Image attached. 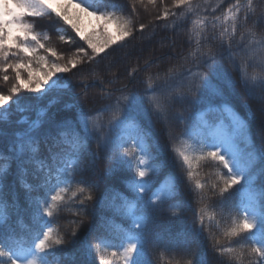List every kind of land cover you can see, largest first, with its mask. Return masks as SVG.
Segmentation results:
<instances>
[{"label":"snow or ice","instance_id":"6c2138e0","mask_svg":"<svg viewBox=\"0 0 264 264\" xmlns=\"http://www.w3.org/2000/svg\"><path fill=\"white\" fill-rule=\"evenodd\" d=\"M94 2L96 7L86 0L75 3L73 0H63V5L57 9L51 7L47 0H0V81H10L9 70L14 74L7 93H0V122L7 119L11 107L9 101L16 104L19 111L26 110L19 107L20 100H13L14 96L26 91L40 93L36 99H43L55 86L56 81L51 85L49 81L57 73H67L76 69L78 64L94 62L114 44L134 38L136 31L143 32L146 25L141 23L137 28L131 18L136 15L137 5H143L147 10L148 5L155 8L157 2L161 6L165 4V0H129L132 13L125 16L115 0ZM219 6V3L211 6L209 0H171V8L162 7L156 20H167L170 16L177 20H191L189 52L184 57L188 66L180 65L183 71L170 67L163 73L147 75L142 95L125 93L127 85L116 89L121 95L116 96L114 101L113 92H102V98L109 103L95 114L81 110L75 122L65 121L57 126L58 138L53 146L56 150L49 147L50 159L47 162L40 159V136L46 111L39 110L35 120L22 118L17 122L26 127L15 133L14 144L9 148L13 155L0 154V185L8 174L11 161L16 160L18 177L26 190L32 226L27 229V235L10 232L7 237H0V264H59L57 251L65 244V239L59 225L54 224L56 217L74 197H79V204L83 207L74 211L73 215L83 217L87 212L86 203L93 200L92 190L99 186L82 175L81 158L87 151L89 140L96 143L98 151L95 159L112 160L115 157L116 167L109 169V174L123 168L134 171L137 179L126 182L131 196L120 195L119 203L115 198L109 200L106 194L97 201L99 207L112 211L113 218L101 223L100 228L105 233L103 236H94L91 244L85 242L83 251L86 256L90 258L94 251L100 264H147L149 248L154 250L163 245L161 258L164 252L180 250L181 259H173L172 264H192L190 259L183 257L189 254L191 245L209 228L205 224L207 218L229 244L228 247H220L221 239L209 233L207 239L212 242V251L217 257L215 264H264V185L259 188L255 185L257 176H264V149L249 145L248 125L234 114L230 132L226 130L222 135H216L211 130L212 126H204L207 131L202 128L196 141L198 155L190 156L173 145L172 151L182 163L184 178L191 186L189 191L195 194L197 203L201 205L189 231L176 237L170 236L165 243L164 238L154 234L150 228L154 214L165 204L172 209V216H177L182 209V202L177 199L180 192L175 177H169L151 193L147 202L144 201L154 184L149 174L156 175L160 165L156 163L158 157L153 155L152 136L142 121L150 123L151 118H155L164 123L170 141L184 143L183 137L191 139L192 116L185 115L184 106L190 109L201 103L205 93L209 97H218L225 106L229 103L223 91L215 87L211 80L218 75L216 57L224 54L221 50L227 49L225 58L233 71L238 72L240 84L249 97L264 102V95H254L257 89L264 93V31L259 34L256 31L264 22V4L258 8L253 0H234L221 15H215ZM173 8L182 11L177 13L172 11ZM69 9H78V13L97 22L91 36L82 34L78 23L82 17L70 14ZM46 14L49 17L54 15L70 25L91 50L90 54L79 46L73 56L65 61L64 55L49 47L45 43L49 36H41L34 30V23L26 21V17L43 18ZM109 27L115 30L109 32ZM13 29L20 34L14 35ZM59 39L65 42L63 35ZM233 48L236 49L235 53ZM41 50L55 59L50 63L46 56L39 54ZM237 57L241 60L239 65ZM57 61L65 62L61 64ZM193 67H202L205 71H193ZM90 75L95 78L99 74L92 72ZM226 82L230 88L235 87L230 80ZM101 83L105 81L101 79ZM107 83L112 85V81ZM89 86L84 84L83 87L86 89ZM65 87L70 86L66 84ZM177 104L181 105V110L173 114L172 108ZM105 115L108 116L107 120H104ZM248 119H255L251 110ZM173 122L184 126L180 136L175 135ZM121 126L132 128L133 133L127 137L121 135ZM44 139L47 142L46 136ZM240 142L244 148L239 146ZM206 161H211L216 169L213 173L216 180L211 183L202 181L196 171ZM258 162L261 167L253 173L252 169ZM29 167L33 169L35 184L27 182ZM77 175L81 176L80 180L75 179ZM237 185L240 187L236 188ZM241 190L246 199L240 197ZM69 191L71 196L66 199L65 194ZM238 197V202L234 204L233 200ZM212 201L215 204L211 205L213 210L209 211ZM17 208L15 194L9 204L0 188V232L11 217L10 209ZM217 210L221 217L230 219L229 224L221 225L217 220ZM115 217L122 222L117 223ZM18 223L22 228L27 227L22 220ZM70 223L76 224V221ZM95 231V228L90 229V232ZM198 264H205L204 259L201 258Z\"/></svg>","mask_w":264,"mask_h":264},{"label":"trees","instance_id":"16d2710c","mask_svg":"<svg viewBox=\"0 0 264 264\" xmlns=\"http://www.w3.org/2000/svg\"><path fill=\"white\" fill-rule=\"evenodd\" d=\"M88 1H91L96 6L94 0H86V2ZM232 2L234 0H222V2L221 0H209L211 6H216L217 3L220 4L215 15H221L224 8ZM115 3L123 10L125 16H131L132 5L129 3V0H115ZM253 3L259 8L260 5L264 4V0H253ZM162 7L171 8V0H165L164 6H161L157 2L155 8L148 5L147 10H145L143 5H137L136 15L131 16V18L137 28H139L141 23L145 24L144 31H136L134 32V38H126L124 41L114 44L111 48L101 53L96 58V61L78 64L76 69H71L67 73L56 75L53 80L56 81L55 86L52 87L51 91L43 99H36V97L40 96V93H29L26 91H22L18 96H14L13 100H17L18 98L20 100L19 107H24L26 110L19 111L18 106L13 104L12 101H9L11 107L7 113V119L0 122V154L4 156L13 155L9 152V148L14 144L15 133L26 127V125H20L17 122L22 118H27L29 121L35 120L37 118V112L44 109L47 115L45 117V123L42 125L40 136V159L47 162L50 159L49 147H53L58 138L59 129L57 126L63 124L65 121L75 122L81 110L85 113L95 114L105 104L109 103V101L102 98V92H113L114 101L116 96L121 95V92L116 91V89L124 88L127 85L125 93L142 95L144 92V81L147 75L163 73L170 67H175L183 71L180 65L188 66L184 57L189 52L188 30L191 27V20H177L176 17L171 16L167 20H156L155 17L159 15ZM172 11L179 13L182 9L173 8ZM26 20L29 23H34V30L41 36H49V40L45 43L49 47L56 49L58 53L64 55L65 61L73 56L79 46H83L90 54L91 50L87 48V45L72 30L71 26L58 20L54 15L49 17L46 14L43 18L26 17ZM256 31L258 34L264 31V22L260 23ZM61 35L64 36L65 42L60 41L59 36ZM91 35L92 33L84 36ZM221 51L224 54L217 55L216 57L218 75L212 77L211 80L215 87L223 91L224 98L229 103L225 106L218 97H209L205 93L201 103L193 105L190 109L184 106L185 115L192 116L193 126L190 129L191 139L183 137L184 143L170 141L168 138V128L164 123L156 121L155 118H151L150 123L148 121H142L144 127L152 136V143L154 145L153 155L158 157L156 163L160 165L156 175L149 174L154 184L148 195L144 197V201L147 202L151 193L160 187L169 177H175L180 192L177 199L183 205L177 216L171 215L172 209L169 208L168 204H165L160 211L154 214L150 228L154 234L162 236L165 243H167L170 236L176 237L179 233L189 231L195 219V213L201 207L197 203L195 194L189 191L191 186L184 178L185 170L182 163L172 151L173 145L180 147L181 150L190 156L198 155L199 146L196 141L202 132V128L204 131H207L204 127L206 123L216 126L226 118V111H230L235 113L248 125L247 140L249 145H253L256 149H264V102L249 97L240 84L238 72L233 71L228 59L225 58L227 49L225 48ZM232 51L235 53L236 49L233 48ZM39 54L46 56L50 63L55 59L42 50ZM65 61L57 62L63 64ZM146 61L147 64L145 63ZM236 62L239 65L241 62L240 57H237ZM192 70L205 71L202 67L199 69L193 67ZM92 72H96L99 75L94 78L90 75ZM8 75L10 76L8 83L0 81V93L6 94L11 85V77L14 74L9 70ZM101 79L105 83H101ZM227 80H230L235 87L230 88L226 82ZM108 81H112L111 86L108 85ZM66 84L70 87H65ZM84 84L91 86L85 89L83 87ZM254 95L260 97L264 93H261L257 89ZM197 98L200 97L198 96ZM69 104L73 105V107L67 108L66 105ZM180 110L181 105H174L172 113L174 114ZM249 110H251V114L255 119H248ZM107 119L108 116L105 115L104 120ZM172 127L176 129V136H180L184 129L183 125H178L174 122L172 123ZM132 133V128L121 126V135L127 137V135ZM45 136L47 137V142H45ZM128 143L131 144V141H128ZM239 146L244 148L242 142H240ZM53 150L55 151L56 149L53 147ZM97 151L96 143L89 140L87 151L83 153L81 158L83 178L89 182H96L99 185L98 188L92 190L93 200L86 203V214L83 217L73 215L74 211L83 207L79 204V197H74L68 201L64 206V210L54 221V224L59 225V230L65 239V244L57 251L59 264H100L99 257L96 256L94 251L90 258L83 251L85 242L91 244L94 236H103L105 234L104 229L100 228L101 223L105 222L106 219L113 218L112 211L99 207L97 201L106 194L109 200L115 198L116 202L119 203L120 195L131 196V190L127 187L126 182L137 179L134 171L123 168H118L109 174V169L116 167L115 157L112 160L103 158L97 160L95 159ZM101 156L103 157V154ZM260 167L261 164L259 162L256 163L252 172H257ZM215 170L211 161L202 162L196 169L200 174L199 178L206 183H211L216 180L213 174ZM32 171L33 169L29 167V174L26 179L28 183L35 184L37 181L33 179ZM75 179L80 180L81 176L77 175ZM255 185L257 188L264 185V176H257ZM235 187L239 188L240 186L237 185ZM0 188H2L4 193V199L9 204L12 203L13 194H15L18 205L17 209H10L11 217L6 222L3 231L0 232V237H7L10 232L20 236L27 235V229L31 228L32 220L29 204L26 199V190L22 187L18 177L16 160L11 161L8 174L5 176ZM74 189L75 185H73L72 190ZM33 195H36V193H33ZM70 196L71 191L65 194L66 199ZM240 197H244L243 190H241ZM244 198L246 199V197ZM238 199L239 197L234 199L233 203H237ZM172 203H175V201ZM214 204L215 201L210 202L209 211L213 210L211 205ZM44 219L47 218L45 217ZM115 219L117 223L122 222L119 217H115ZM21 220L23 225L27 226L26 228H22L18 223ZM217 220H220L222 226L230 223V219L221 217L218 210ZM70 221H76V224H72ZM205 224L209 225V228L200 239L191 245L189 254L183 257L184 259H190L192 264H198L201 258L204 259L205 264H215L217 257L212 251V242L207 239L209 233H214L217 238L221 239L220 247L229 246L213 222L206 218ZM124 226L127 225L125 224ZM91 228H95L96 231L90 232ZM73 230H75V236H73ZM162 251L163 245L154 250L149 248L146 257L147 264H172L173 259H181L180 250L164 252L163 258H161Z\"/></svg>","mask_w":264,"mask_h":264},{"label":"rangeland","instance_id":"374dc122","mask_svg":"<svg viewBox=\"0 0 264 264\" xmlns=\"http://www.w3.org/2000/svg\"><path fill=\"white\" fill-rule=\"evenodd\" d=\"M47 2L50 3L51 7L57 8V9H60L61 6L63 5V0H47ZM73 2L74 3L79 2V0H73ZM88 2L92 3L91 1H88ZM81 6H83V4H81ZM92 6L96 7L95 5H93V3H92ZM17 11H19V10H17ZM69 12H70V14H79L82 17V20L78 23H79V27H80V30H81L83 35L93 33L96 30L97 22L95 20H93L91 17H84L82 13H78V9H69ZM114 30H115L114 27H109V32H113ZM13 34L19 35L20 33L17 32L15 29H13ZM56 75H61V73H57ZM54 79H55V76H53L52 80L49 81V85L52 84ZM45 87H48V85H46ZM233 114L235 117H238L235 113H232L230 111H226V118L224 120H222L219 124H217L216 126H213L211 124L206 123L205 126H212L211 130L216 135H222L226 130L228 132H230L231 128L229 126L231 124Z\"/></svg>","mask_w":264,"mask_h":264}]
</instances>
